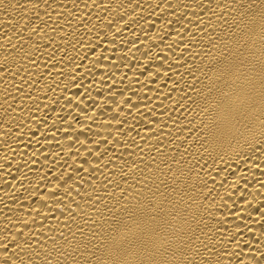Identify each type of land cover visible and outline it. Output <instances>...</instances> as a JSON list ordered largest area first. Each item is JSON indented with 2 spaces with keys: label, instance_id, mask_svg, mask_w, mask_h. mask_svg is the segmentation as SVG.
<instances>
[{
  "label": "bare ground",
  "instance_id": "obj_1",
  "mask_svg": "<svg viewBox=\"0 0 264 264\" xmlns=\"http://www.w3.org/2000/svg\"><path fill=\"white\" fill-rule=\"evenodd\" d=\"M0 264H264V0H0Z\"/></svg>",
  "mask_w": 264,
  "mask_h": 264
}]
</instances>
